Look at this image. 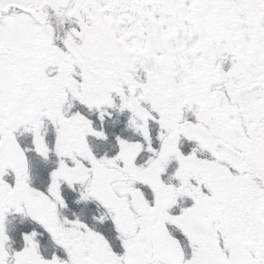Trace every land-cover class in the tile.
I'll use <instances>...</instances> for the list:
<instances>
[{"label": "snow or ice", "instance_id": "obj_1", "mask_svg": "<svg viewBox=\"0 0 264 264\" xmlns=\"http://www.w3.org/2000/svg\"><path fill=\"white\" fill-rule=\"evenodd\" d=\"M0 264H264V0H0Z\"/></svg>", "mask_w": 264, "mask_h": 264}]
</instances>
